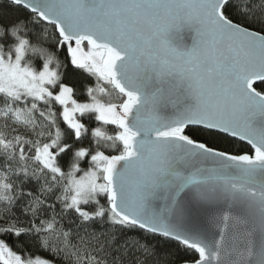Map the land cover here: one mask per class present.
<instances>
[{
  "label": "snow or ice",
  "instance_id": "6c2138e0",
  "mask_svg": "<svg viewBox=\"0 0 264 264\" xmlns=\"http://www.w3.org/2000/svg\"><path fill=\"white\" fill-rule=\"evenodd\" d=\"M0 264H264V0H0Z\"/></svg>",
  "mask_w": 264,
  "mask_h": 264
}]
</instances>
